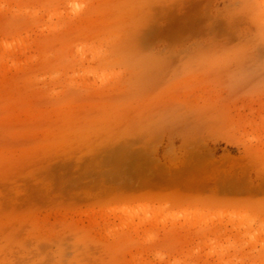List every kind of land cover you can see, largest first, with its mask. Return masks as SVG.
Instances as JSON below:
<instances>
[{"label": "rangeland", "instance_id": "obj_1", "mask_svg": "<svg viewBox=\"0 0 264 264\" xmlns=\"http://www.w3.org/2000/svg\"><path fill=\"white\" fill-rule=\"evenodd\" d=\"M0 264H264V0H0Z\"/></svg>", "mask_w": 264, "mask_h": 264}, {"label": "bare ground", "instance_id": "obj_2", "mask_svg": "<svg viewBox=\"0 0 264 264\" xmlns=\"http://www.w3.org/2000/svg\"><path fill=\"white\" fill-rule=\"evenodd\" d=\"M7 51H10L9 48H7ZM11 54V53H10Z\"/></svg>", "mask_w": 264, "mask_h": 264}]
</instances>
